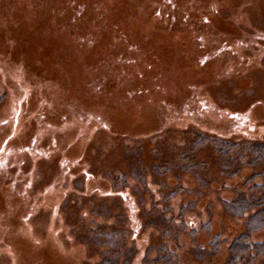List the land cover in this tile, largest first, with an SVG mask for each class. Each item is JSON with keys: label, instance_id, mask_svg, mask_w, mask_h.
Wrapping results in <instances>:
<instances>
[{"label": "rangeland", "instance_id": "374dc122", "mask_svg": "<svg viewBox=\"0 0 264 264\" xmlns=\"http://www.w3.org/2000/svg\"><path fill=\"white\" fill-rule=\"evenodd\" d=\"M191 132L264 142V0H0V264H226L260 168Z\"/></svg>", "mask_w": 264, "mask_h": 264}, {"label": "trees", "instance_id": "16d2710c", "mask_svg": "<svg viewBox=\"0 0 264 264\" xmlns=\"http://www.w3.org/2000/svg\"><path fill=\"white\" fill-rule=\"evenodd\" d=\"M186 138L188 148L180 153L178 159L163 161L156 166L158 171L171 170L173 164H178V161L180 162L179 166L184 169L197 170L203 167L202 162L204 161L197 158V153L204 147L214 151L220 161L222 171L226 172L225 169H229L236 174L244 166L260 168L250 177V181H252L250 186L251 198L246 193H240L232 200L224 203L225 208L232 215H242L255 208V211L247 219L246 231L231 242L226 264H254L258 259H261L260 264H264V240L255 243L248 242L253 232L264 228V142L242 141L234 143L200 132L188 133ZM257 177H262V180L256 182L254 179ZM117 253L120 252L117 250ZM171 253L166 245L162 246L159 252V261L163 264H177ZM116 259L114 256H108L104 262L111 264Z\"/></svg>", "mask_w": 264, "mask_h": 264}]
</instances>
